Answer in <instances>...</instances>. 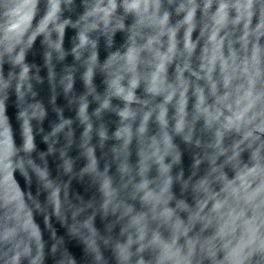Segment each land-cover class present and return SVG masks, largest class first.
<instances>
[{
	"label": "clouds",
	"instance_id": "clouds-1",
	"mask_svg": "<svg viewBox=\"0 0 264 264\" xmlns=\"http://www.w3.org/2000/svg\"><path fill=\"white\" fill-rule=\"evenodd\" d=\"M0 264H264V0H0Z\"/></svg>",
	"mask_w": 264,
	"mask_h": 264
}]
</instances>
